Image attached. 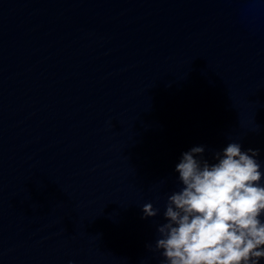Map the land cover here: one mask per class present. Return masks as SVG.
Instances as JSON below:
<instances>
[{
  "label": "water",
  "instance_id": "1",
  "mask_svg": "<svg viewBox=\"0 0 264 264\" xmlns=\"http://www.w3.org/2000/svg\"><path fill=\"white\" fill-rule=\"evenodd\" d=\"M230 142L264 162V0H0V264H161L181 154Z\"/></svg>",
  "mask_w": 264,
  "mask_h": 264
},
{
  "label": "clouds",
  "instance_id": "2",
  "mask_svg": "<svg viewBox=\"0 0 264 264\" xmlns=\"http://www.w3.org/2000/svg\"><path fill=\"white\" fill-rule=\"evenodd\" d=\"M205 146L181 154L180 188L167 198L157 227L161 264H262L264 261V162L260 149L230 142L204 158ZM143 217L159 214L151 203Z\"/></svg>",
  "mask_w": 264,
  "mask_h": 264
}]
</instances>
